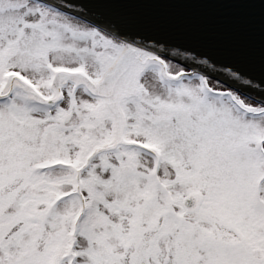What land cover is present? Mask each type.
I'll use <instances>...</instances> for the list:
<instances>
[{"label":"snow or ice","instance_id":"obj_1","mask_svg":"<svg viewBox=\"0 0 264 264\" xmlns=\"http://www.w3.org/2000/svg\"><path fill=\"white\" fill-rule=\"evenodd\" d=\"M0 264H264V0H0Z\"/></svg>","mask_w":264,"mask_h":264}]
</instances>
